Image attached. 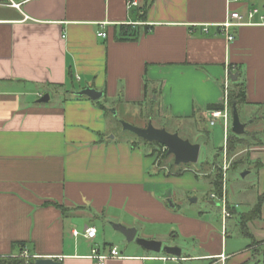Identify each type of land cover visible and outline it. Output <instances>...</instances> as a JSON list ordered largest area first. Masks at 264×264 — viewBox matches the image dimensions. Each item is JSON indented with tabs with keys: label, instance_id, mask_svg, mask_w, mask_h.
Instances as JSON below:
<instances>
[{
	"label": "crops",
	"instance_id": "obj_1",
	"mask_svg": "<svg viewBox=\"0 0 264 264\" xmlns=\"http://www.w3.org/2000/svg\"><path fill=\"white\" fill-rule=\"evenodd\" d=\"M15 1L20 7L0 3V259L97 264L93 247L107 251L116 245L108 241L123 242L124 235L108 227L121 223L137 233L141 224L161 227L142 237L182 253L124 244L123 256L106 264H264L256 252L264 245V202L261 217L247 223L253 238L244 235L247 246L234 247L229 218L243 201L236 199L219 229L209 208L191 210L174 194L175 185L191 191L212 184H200L191 172L158 171L142 144L110 136L116 121L100 101L74 93L90 86L140 115L148 107L144 123L157 114L196 133L201 121L209 124L208 105L223 104L226 85L232 88L227 73H236L248 102L245 123L256 129L254 119L263 117V144L250 155L260 161L257 200L242 218L264 196V25L233 28L229 41L216 24L243 5L228 0H139L132 8L127 0ZM248 3L264 6V0ZM123 24L149 25V31L120 41ZM103 27L106 37L99 35ZM222 201V211L233 202L227 190ZM88 226L97 228L93 240L85 236Z\"/></svg>",
	"mask_w": 264,
	"mask_h": 264
},
{
	"label": "rangeland",
	"instance_id": "obj_2",
	"mask_svg": "<svg viewBox=\"0 0 264 264\" xmlns=\"http://www.w3.org/2000/svg\"><path fill=\"white\" fill-rule=\"evenodd\" d=\"M76 92L77 91H74L75 94ZM96 101H100L102 105L106 106V108L110 105L112 106V104L114 106L106 109V113H108L109 116L115 119L117 125V128H114L112 130V133L110 134L111 137L118 133L120 139L124 138L125 136H130L131 138L136 139V134L134 132L123 128V121H127L140 127H145L148 125L147 122L144 123V115L147 116L149 114L148 107H145L144 112L140 115V112L137 111L135 107L128 106L127 110L125 106H120L117 101L110 102L104 96L100 97ZM109 103L111 104L109 105ZM239 113L242 121L247 122L250 120L248 119L249 113L246 107L242 106L239 109ZM153 118L154 121H152V123L154 124V126L159 128H166L170 132H177L182 138L189 139L193 143H201L200 157L198 162L178 165L175 163V157L173 154L165 153V148H161L159 146H151L144 142H140L139 144H142L145 147L146 152L154 151L151 156L154 158V160H156L158 164V166L155 167H159L161 169H159L158 171L175 173L179 170H184L186 165L187 168L184 172H191L189 174H196L195 172L198 171L199 183L204 185V183L211 184V182H209L210 179H207V177L213 178L217 172L216 168L220 166L223 172V194L224 191L227 190L229 192L230 199L233 201L231 204H229L230 207H226L227 212L232 215V212L234 210L233 208H236V206L234 205V203H236V199L243 201L242 204H239L237 206V213L234 214L232 218H229L232 224V228L230 229L231 236L229 238L233 240V243L235 244L233 245L234 247L240 249L245 248L247 246L246 244L250 242V239L244 236V234H242L239 229V223L241 220L240 213L249 210V208L252 207L251 202L257 200L256 196L258 178L256 174V168L251 165L249 161L251 160L250 155L252 149L259 143L262 137L263 117L260 115V119L258 120L259 126L256 129L253 125L247 123V133L245 135V137L247 138L246 143L244 145L235 146L231 152L228 150L223 122L220 119L213 126L209 125L210 123H207V119L201 121L202 131L197 130L195 133L194 131H191L190 127L186 124H181L179 121H175L174 119L168 117H158L157 114H154ZM231 126L228 129L227 135H229L230 133ZM206 129L210 133L209 138L208 135L205 134V132L203 133V131H206ZM198 134H202V136H197ZM222 147V153H220L216 157V159H214L216 154ZM156 168H154L153 166L152 170H156ZM243 173H245V175H243ZM187 177L188 176H185V179H187ZM174 180L177 181L179 179ZM174 189L176 200H185L187 203L186 205L191 210L209 208V212L212 218L215 220L216 227H218L219 229L222 228L224 216V213L222 211V206L224 205L222 201L223 195L220 196L216 194L213 191L212 186L206 188L202 186L199 189L187 191L175 185ZM212 193H215V197H211ZM194 198L196 199V201L193 200ZM219 199L221 200L219 201ZM213 201H216V206L212 204ZM227 217H230V215ZM109 225V229L120 232L116 230L112 224ZM141 226L143 227H140L139 233H137V237H142L146 230L157 228L162 229L161 227L153 226L150 224H141ZM100 227L101 233L104 232L105 226L100 225ZM148 232L149 231H147L146 233ZM105 235L108 236V232H106ZM108 242H113L114 244H116L120 252L125 245L131 247L132 250L136 248L139 249V247H141L136 239L128 241L125 235L123 242H119L117 240H111ZM163 246H166L165 242L163 243ZM258 247L259 248L256 249V252L261 254V258L264 261V245ZM186 264H195V262L188 261Z\"/></svg>",
	"mask_w": 264,
	"mask_h": 264
},
{
	"label": "water",
	"instance_id": "obj_3",
	"mask_svg": "<svg viewBox=\"0 0 264 264\" xmlns=\"http://www.w3.org/2000/svg\"><path fill=\"white\" fill-rule=\"evenodd\" d=\"M238 75L236 73L231 74V79L233 81L237 80ZM77 95H86L93 100H98L103 96V91L97 90L93 87H86L80 91L76 92ZM49 99V94L44 95L41 100L47 101ZM123 128L134 132L139 137L149 141H157L167 148L168 154H173L175 157L176 164H188L196 163L200 157L201 144L193 143L189 139L182 138L177 132H170L166 128H159L154 126L152 121H149L148 125L145 127L136 126L127 121H123ZM247 124L241 120L239 109L236 104L233 105L232 109V131L238 135L244 134L246 132ZM245 175V173H243ZM196 201V199H193ZM170 205L173 204L172 199L168 198ZM113 227L122 232L128 241L134 239L137 240L139 245L146 248L147 250L153 252L164 251L169 254H175L180 256L182 250L177 246H163V242L156 239H147L144 237H137V229L135 227H128L121 223H111ZM0 264H11L6 263L0 259ZM34 264H62L59 259L51 257H38Z\"/></svg>",
	"mask_w": 264,
	"mask_h": 264
},
{
	"label": "built area",
	"instance_id": "obj_4",
	"mask_svg": "<svg viewBox=\"0 0 264 264\" xmlns=\"http://www.w3.org/2000/svg\"><path fill=\"white\" fill-rule=\"evenodd\" d=\"M2 0H0V3ZM22 2H17L15 0H11V5L20 7ZM228 3L230 5L232 3H240L243 5L241 8H230L228 9L226 20L222 23L216 24V26L219 28L220 32H222L226 38L229 41H232L235 39V35L233 33V28L244 26V25H264V6L259 7L255 4L248 3V0H228ZM128 8H132L135 6L140 5L139 0H127ZM105 26V25H103ZM204 31H208V25H204ZM100 36L106 37L107 32L105 31V27H103V30L99 32ZM230 72L227 73L228 79L231 77ZM228 84L226 85V94H225V100L223 102V108L222 109H209V123L213 126L217 123V121L220 119L223 122L224 126V132L226 136L227 141V133L228 129L230 128L232 124V110L231 105L229 102V96H228ZM1 95V91H0ZM212 197H215V194H212ZM223 219H225V216H229L230 214L227 212L226 208H223ZM74 234L77 235L78 231L74 230ZM97 235V228L95 226H88L85 231V236L89 239H94ZM23 257L28 258L30 255L27 253V251L22 253ZM122 253L119 251L118 246H110L108 250H101L99 247L95 246L92 249V253L90 255L91 258L96 260L97 264H106V261L110 258H117L122 257ZM167 258V257H164ZM171 258V257H170ZM173 259H176L175 257H172Z\"/></svg>",
	"mask_w": 264,
	"mask_h": 264
},
{
	"label": "trees",
	"instance_id": "obj_5",
	"mask_svg": "<svg viewBox=\"0 0 264 264\" xmlns=\"http://www.w3.org/2000/svg\"><path fill=\"white\" fill-rule=\"evenodd\" d=\"M142 8L144 9V12H146V4H144L142 6ZM148 31H149V25H145L143 27H141V26L134 27L133 25L123 24L120 26V30H119V33H118L116 38L120 41L135 40V39H138L143 33H146ZM228 92H229L228 96H229V102L231 105V110L233 109L234 104H236L238 109H240L244 104L248 103L246 100L244 83L239 81L238 79L236 81H233V86ZM134 104H140V103L137 102ZM223 107H224L223 104H212V105H208L207 108L208 109H222ZM101 108H103L105 110L107 109L105 105H101ZM256 120L257 119H254V122H258V120L257 121ZM246 133L247 132H245L244 134L238 135L232 131V126H231L230 133L227 137V147H228V150L230 152L233 150V148L235 146L244 145L246 143V140H247V138L245 137ZM205 134L208 135V138L210 137L209 131L206 130ZM140 142H144V143L149 144L151 146H159L161 148H165V151H166L165 153H167V148L164 145H162L161 143H159L157 141L149 142V141L139 137L138 135H136V139H134L132 142L133 147L139 145ZM258 144H263L262 137H261ZM223 147L218 151V153L216 154L214 159H216V157L220 153H222ZM153 153H154V151L147 152L148 155H151ZM249 163H251V165L254 164V167L256 169L260 167V161L250 160ZM185 167H186V165H185ZM216 170H217V172L213 178L207 177V174H206V177H207V179H210L209 182H211V184H212L213 191L216 194L222 196L223 195V184H224L223 172H222V169L220 168V166H218L216 168ZM184 171L185 170H180V171L175 172V174L180 175ZM195 173H196V176L198 177L199 172L196 171ZM170 174L171 173L169 172L168 175H170ZM263 202H264V196H261L252 210H250L249 212L242 213L241 226L240 227H241V231L244 235L253 238L252 233L250 232L249 228L247 227V223L250 220L261 217V209H262ZM227 206L230 207V205H227ZM15 264H22V263L17 261V262H15ZM30 264H33V262H30Z\"/></svg>",
	"mask_w": 264,
	"mask_h": 264
}]
</instances>
